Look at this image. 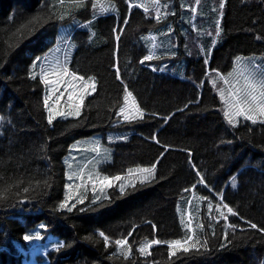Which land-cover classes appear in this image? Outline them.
Masks as SVG:
<instances>
[{
  "label": "trees",
  "instance_id": "trees-1",
  "mask_svg": "<svg viewBox=\"0 0 264 264\" xmlns=\"http://www.w3.org/2000/svg\"><path fill=\"white\" fill-rule=\"evenodd\" d=\"M183 2L0 0V264H264V120L229 122L220 93L241 57L264 53V0ZM62 25L68 67L95 90L49 122L41 65ZM127 88L142 118L121 117ZM98 132L113 146L105 176L156 173L61 208L65 157Z\"/></svg>",
  "mask_w": 264,
  "mask_h": 264
},
{
  "label": "rangeland",
  "instance_id": "rangeland-1",
  "mask_svg": "<svg viewBox=\"0 0 264 264\" xmlns=\"http://www.w3.org/2000/svg\"><path fill=\"white\" fill-rule=\"evenodd\" d=\"M183 1L184 0H182V4L184 5ZM158 2L159 0H156V3ZM159 16L162 15L159 14ZM69 30V25H62L60 27L59 42L55 48L46 55L41 65L42 74H44L46 81H48V83H46L48 86L46 100L47 104L49 103L48 109L52 119L61 115L60 113H64L63 116L79 115L81 113V108L79 106L81 101L93 91L91 80L84 77L83 79H79L81 76L73 73L68 67V62L75 50L74 44H70L67 40ZM160 30L167 33L163 39L166 44H168L170 40L168 34L172 33V35H174L175 33L172 32L173 27L163 25L160 27ZM212 33V31H207L206 35L212 36V40H214ZM177 44L178 42L173 41V46H177ZM65 69L67 70V74H65ZM236 70L237 75L235 74L232 78L226 79L220 93L226 92V86L230 88V97H232L231 105H233L236 103L237 95L243 100L248 98L247 94L251 92L252 95L257 96L258 99L257 101H251L250 98H248V104L244 105V107L248 108L251 106L252 111L247 112V115L252 116L255 121L264 120V114H261L258 107L260 103H264V97H261V93L264 92V85L260 83V81L264 79V76H262V74H264V53L250 54L241 57L239 59V65H236ZM231 81L233 85H229ZM129 93H131V96L128 95ZM126 97H128L127 101L124 100L121 106V108H126V111L121 112V108L119 110L123 119L129 112L135 114L136 106L138 105L136 97L128 88ZM77 109H79V113L75 114ZM235 111L236 109L232 108L230 112V108L226 107V112L228 114H234ZM242 118L245 119L243 115H233V119L237 123ZM110 132L111 134L109 133L106 135L107 139L113 134V131ZM116 135H119V133ZM107 143L108 142H106L100 132L91 137L87 136L74 142L70 152L65 157L67 166V193L64 204L66 203L68 208L73 206V202L84 200L90 195H93L98 200L107 197L108 189L112 186H118L121 190V185H123L124 189H126L128 185H132L143 179L144 174L137 171V169L141 168L130 169L131 171L129 170V172L121 175L105 176L103 170H101L100 164L113 157V148L111 144ZM151 167L152 166L145 168ZM156 170L157 164H155L154 175ZM90 176L91 179H89ZM117 176L121 179H114ZM105 178L111 179V186H109ZM55 237H57V235H51L47 243L38 244L33 247L31 250V257H25L26 262H36L40 260L41 255L52 245L51 241L57 239Z\"/></svg>",
  "mask_w": 264,
  "mask_h": 264
},
{
  "label": "snow or ice",
  "instance_id": "snow-or-ice-1",
  "mask_svg": "<svg viewBox=\"0 0 264 264\" xmlns=\"http://www.w3.org/2000/svg\"><path fill=\"white\" fill-rule=\"evenodd\" d=\"M149 57H146V59H148ZM65 74H67V70L65 69ZM262 76H264V74H262ZM79 79H83V77H80ZM91 81H92V89L93 91L95 90V82H94V78H89ZM45 83H48V81H45ZM261 85H264V79H262L260 81ZM253 90H254V86H253ZM129 96H131V93L128 94ZM247 97L250 98L251 101H257L258 97L255 96V95H252L251 92H249L247 94ZM261 97H264V92L261 93ZM248 98H245V99H241V97H239V95L236 96V103L233 104V105H230V112H231V109L232 108H235L236 111L234 114H228L226 113V115H228V119H229V122H234L233 120V115L235 116H241L243 115L245 117V119H249V120H252L253 123H255L256 121L254 120V118L252 116H249L247 115V112L249 111H252V108L251 106H249L248 108H245L244 105L248 104ZM128 97H125V101H127ZM45 104H47V100H45ZM260 111H261V114H264V103H260L258 105ZM126 111V108H121V112H125ZM79 113V109H77V112L75 114H78ZM61 115H64V113H60ZM71 114V113H70ZM143 117V112L141 109H139V106L137 105L136 106V113L133 114L131 112H129L128 114L125 115V120H129V119H136V118H142ZM51 119L52 117H49V122H51ZM131 171V170H130ZM137 171L141 172L144 174L143 176V179L140 181L141 183L143 182H146L148 181L153 175H154V172H155V165H153L151 168H142V169H137ZM89 179H91V176L89 177ZM114 179L116 180H120L121 178L120 177H115ZM105 180L107 181V183L109 184V186H111V179L109 178H105ZM71 187V186H69ZM25 191H27V189H25ZM124 191V187L123 185H121V192ZM82 202V201H80ZM61 208H64V207H67V204H61L60 205ZM74 207V205H73ZM229 212H232V209L229 208L228 209ZM251 227L253 228H256L257 226L256 225H251ZM261 231H264V229H261ZM101 236H103L104 234L103 233H100ZM30 237H25V239H29ZM192 240V237L189 236L185 241H181V240H175V241H172L169 243V248L172 249L173 251H171V255H175L176 251H179V250H183V251H188L190 250L189 247H185V245L188 243V241H191ZM115 243L117 245H126L127 244V241L126 240H117L115 241ZM161 241L159 240H152L151 242H149L147 245H146V248L150 249L152 247V245L154 244H160ZM199 243V241H197L196 243H192L191 244V248H195L196 245ZM131 249L129 248L128 249V252L130 253ZM140 252H144L145 251V248H141L139 249Z\"/></svg>",
  "mask_w": 264,
  "mask_h": 264
},
{
  "label": "crops",
  "instance_id": "crops-1",
  "mask_svg": "<svg viewBox=\"0 0 264 264\" xmlns=\"http://www.w3.org/2000/svg\"><path fill=\"white\" fill-rule=\"evenodd\" d=\"M77 75V74H76Z\"/></svg>",
  "mask_w": 264,
  "mask_h": 264
}]
</instances>
